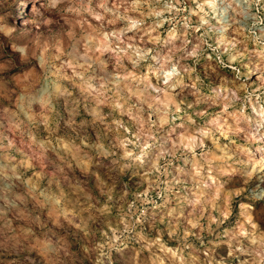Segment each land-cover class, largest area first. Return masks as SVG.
Returning a JSON list of instances; mask_svg holds the SVG:
<instances>
[{
  "label": "clouds",
  "instance_id": "9594fccd",
  "mask_svg": "<svg viewBox=\"0 0 264 264\" xmlns=\"http://www.w3.org/2000/svg\"><path fill=\"white\" fill-rule=\"evenodd\" d=\"M37 4L26 33L17 36L15 27L0 32V152L14 161V190L0 207V264H264V220L254 214L264 202L252 199L264 183V0H114L112 7L101 0L103 14L90 7L91 0ZM130 12L138 18L104 31L128 20ZM77 25L86 35L112 37L111 43L97 49L83 41L76 50ZM158 45L165 50H158ZM104 53L113 55L109 75L122 88L110 87V80L94 74V65L108 71L101 59ZM201 58L218 76L208 93L197 74ZM217 69H230L233 75ZM186 78L194 102L184 107L173 93L188 86ZM205 95L215 97L212 106L219 111L206 106L189 114L188 109L204 103ZM193 116L203 123L197 125ZM129 123L138 131H130ZM101 125L116 133L114 147L120 155L111 159L113 170L124 175L133 167L144 169L143 179L149 190L158 191L162 203L151 200L148 191L138 199L151 203L157 216H183L182 230L172 220L166 227L157 225L155 232L144 225L137 230L134 222L126 221L122 230L97 244L94 230L65 211V191L77 204L90 202L91 169L69 170L64 144L77 129L86 134L89 126ZM165 125L183 127L185 133L171 141L169 132L162 143L157 134ZM230 133L244 134L246 142L237 143ZM170 141L172 147L166 148ZM41 143L48 152V167L36 180ZM102 143H88V150ZM94 154L116 156L108 148ZM174 160L183 162L174 167L175 175L169 172ZM92 175L100 181L97 173ZM189 181L194 199L181 195ZM52 186L60 199L57 214L49 216L52 203L46 190ZM226 194L232 205L226 206ZM205 211L206 224L200 223ZM205 234L214 237L207 245ZM221 248L226 252L216 259Z\"/></svg>",
  "mask_w": 264,
  "mask_h": 264
},
{
  "label": "rangeland",
  "instance_id": "374dc122",
  "mask_svg": "<svg viewBox=\"0 0 264 264\" xmlns=\"http://www.w3.org/2000/svg\"><path fill=\"white\" fill-rule=\"evenodd\" d=\"M88 0H84V3H87ZM101 0H91L90 7L100 13H104L103 8L99 7ZM114 0H107L108 7H112ZM34 6H38L37 0H0V32L7 31L9 28L15 27L17 29L16 35H23L31 28L30 21L33 19V12L31 9ZM124 9H121L123 12ZM108 18H110V14H106ZM129 19L126 21L117 22L116 25H108L107 28L104 29L105 32L110 31L113 27L120 28L124 27L125 24H130L132 21L138 18V13L130 12L128 14ZM91 20V17H87ZM24 23H21V22ZM95 23V22H93ZM67 26H64L61 31H65ZM168 25H165L167 28ZM163 31V30H162ZM135 30L129 32L127 35L132 36ZM77 40L78 43L76 45V50H81V44L83 41H86L88 47L97 48L101 45H107L111 43L112 37L107 35L97 36L95 34L86 35L77 25L76 28ZM123 39V37H122ZM151 47V45H148ZM158 50L164 51L165 49L162 46H156ZM3 48V45H0V49ZM131 54V53H130ZM155 55V52L153 53ZM97 55H100L97 52ZM82 61L87 60V56L81 54L80 56ZM106 63H108V71L102 72L100 70L99 65H94L93 72L97 77L103 76L105 79L111 81L109 84L110 87H118L122 88L123 85L119 80L112 79L109 73L113 71V66L115 64V59L111 53H104L101 57ZM127 68H131L130 62L125 59L123 61ZM148 63L153 64V67H157V63L151 60ZM214 65V62H213ZM144 70V65H141V71ZM218 72H223L228 75H233L230 72V69H217ZM243 71V69H242ZM207 77L206 78V74ZM197 74L201 76V79L204 80V92L208 93L209 89L215 86L214 81L218 79V76L213 74L209 67V62L201 58L200 64L197 65ZM253 87L258 86L256 84V78H252ZM153 83H156L155 79ZM185 84L188 85L187 87L181 86L177 88L173 95L176 97L178 101L183 100V106L187 107L189 103L194 102V97L191 95L192 89L190 88V82L185 79ZM215 97L209 98L208 95L202 97L204 103L199 106L194 105L193 109H188L189 114H192L194 111H199L204 107H209V111L216 112L219 111L218 108L212 106V99ZM159 107V106H158ZM105 113L109 111V109H104ZM231 111V109H228ZM251 110L249 109V112ZM163 115V112L160 113ZM196 120L197 125L202 124L203 121L197 117L193 116ZM47 120L48 118L45 117ZM125 122L128 123L127 117L124 118ZM153 120H156L157 117L154 115L152 117ZM168 119L170 120L171 117L169 116ZM111 120V116H109V121ZM181 121L177 120L175 122L176 125H179ZM130 131L137 132L138 126L129 123ZM155 130V129H154ZM190 132L191 129H188ZM264 132V129H261ZM171 132V141L179 140L182 135L185 133V128L183 127H172L169 128L168 125H165L163 130L157 134L158 139L163 138L161 142L163 143L167 140V133ZM116 136L115 132H108L104 127L101 126H89L87 128V132L83 129H77L76 133H72L69 135L70 142H65L64 150L65 155L68 156L69 164L68 168L71 170L72 168H76L82 171H89V180H88V187H89V200L90 202L85 204L83 200H80L79 203H75L73 201L72 195L65 191L63 194L67 199V207L65 209L66 212L72 214L73 219L82 220L88 227L94 230V235L96 237L97 244H103L105 239L108 236H111L113 231L116 229H123L124 223L127 222H134L137 225V230H139L140 225H144L146 230L151 229L153 232L157 230V225L161 228L166 227L169 220H172L173 223L176 224L178 228L182 230L183 224L186 223L184 221V217H179L178 220H173L172 217L166 216H157V210L152 208L151 203L144 202L142 203L138 197L140 194L148 191V194L151 200H154L157 204L162 203L157 190H149L148 183L145 182L143 179V171L144 169H137L133 167L132 169L127 170L124 175H118V169L115 171L111 165V159L118 158L120 155V150L115 148L114 145L116 143L114 137ZM230 136L232 139H236L237 143L243 144L245 143L244 134H231ZM102 141L101 145L94 147L91 151L88 150V143L94 144L97 141ZM171 141L169 143H165L166 148H171ZM209 147H211L210 141H205ZM221 143H228V141L221 140ZM31 147V146H29ZM257 145L252 146L253 152H255ZM103 148H108L110 151H114L116 153L115 157H98L94 154V152L101 150ZM198 151V150H197ZM179 155V152L177 153ZM48 158V152L45 148L44 144L41 143L36 151V159L39 164V168L41 171L35 172V179L41 180L42 179V172L47 169V164L45 160ZM257 158H259V154H257ZM63 160V157H60ZM14 161L12 157L8 155L6 152H0V207H4V200L6 198H11V192L13 189L14 181L12 179L11 167ZM161 164L164 162L161 161ZM183 166V162L181 161H173V165L169 167V172L175 175L174 167ZM63 171V169H62ZM93 173H97L100 177V181L103 183L101 184L100 181H97L95 175ZM264 176V174H261ZM111 177V179L109 178ZM171 179V177H168ZM65 179H71L69 176H65ZM163 180L164 177L161 176ZM40 185L37 184V187ZM192 188V184L189 181L185 190L181 192V195L187 196L189 199H194L195 194L192 191H188V189ZM264 183L260 185V189H257L253 195L252 199L264 202ZM48 200L52 203V209L48 212L49 216H53L57 214V201L60 199V194L55 186L48 188ZM240 195V193H237ZM251 202V201H249ZM226 206L232 205L233 201L230 195L226 194L225 199ZM187 208V205H185ZM145 208L149 209V211H145ZM135 213L132 215L130 213ZM189 211L191 208L189 207ZM188 213H184L187 215ZM257 218L264 220V206L257 205L256 211L254 213ZM213 215H216L215 211L213 210ZM207 216V211L204 212L203 216L200 217V223L206 224V220L204 217ZM155 221V224H153ZM192 239V238H190ZM210 239H214V237H209L207 234L204 236V243L207 245ZM131 246V245H130ZM196 246L200 247L199 242H196ZM222 252H226V249H217L216 251V259H220V255H223ZM201 259H203V255L201 253Z\"/></svg>",
  "mask_w": 264,
  "mask_h": 264
}]
</instances>
